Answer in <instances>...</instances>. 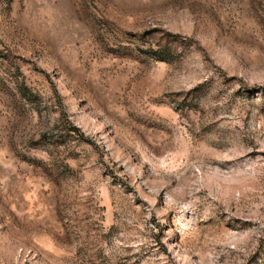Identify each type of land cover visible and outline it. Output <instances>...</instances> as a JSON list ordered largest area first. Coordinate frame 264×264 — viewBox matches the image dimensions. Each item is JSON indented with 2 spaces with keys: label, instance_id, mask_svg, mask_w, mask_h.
Here are the masks:
<instances>
[{
  "label": "rangeland",
  "instance_id": "1",
  "mask_svg": "<svg viewBox=\"0 0 264 264\" xmlns=\"http://www.w3.org/2000/svg\"><path fill=\"white\" fill-rule=\"evenodd\" d=\"M0 264H264V0H0Z\"/></svg>",
  "mask_w": 264,
  "mask_h": 264
}]
</instances>
